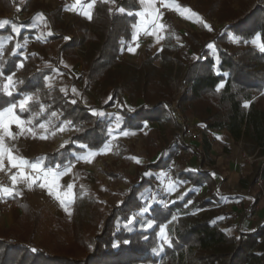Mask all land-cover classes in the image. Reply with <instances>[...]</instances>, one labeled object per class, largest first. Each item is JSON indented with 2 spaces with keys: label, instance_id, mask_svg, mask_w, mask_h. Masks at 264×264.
Instances as JSON below:
<instances>
[{
  "label": "trees",
  "instance_id": "trees-1",
  "mask_svg": "<svg viewBox=\"0 0 264 264\" xmlns=\"http://www.w3.org/2000/svg\"><path fill=\"white\" fill-rule=\"evenodd\" d=\"M232 1H207L205 12L210 17H218L223 27L210 40L215 43L213 57L208 55L211 50L206 44H201L197 37L188 34L183 37L186 44L189 47L193 44V51L201 50V54L188 63L178 61V67L174 66L169 57L170 50L158 55L164 59L163 70L158 76L155 75L157 69L152 64V58L145 60L141 67L120 60L122 47L132 42L137 12L142 9L140 0H111L110 3L99 0L91 20L77 16L69 26L63 24L62 8L59 6L47 13L53 25L51 39L60 40L66 33L80 35L78 40L72 37L66 47L75 51L74 54L69 53L73 62H78L83 56L85 83L82 78H75L70 72L76 82H73L69 92L63 94L55 90L56 93L50 95V92H46L44 80L48 74L53 73L52 69L39 70L33 66L25 68L24 65L25 73L16 79L12 95L0 90V111L6 110L26 95L39 92L38 101L29 107H33L34 111V106L39 107L37 111L40 118L53 117L52 113L55 112L61 117L60 124L65 121H71L72 125L78 124L81 132L74 137L73 144L65 146L60 152L40 158L44 168H56L57 165L62 168L76 161L73 153L85 152L86 149L78 145H87L88 150H98L108 141L107 130L113 120L109 117L113 116V109L120 114V132L142 130L147 123L168 119L166 105L173 92L169 88L170 85L174 87L173 79L177 75L182 80L183 89L187 90L179 101L182 107L206 96L216 97L217 112L220 115L218 118L207 115L205 122L208 128L226 131L234 141L245 142L250 153L259 150V154L264 156V106L261 104L264 101V70L258 67L264 64V52H259L257 47L232 51L228 45L230 34L240 39V44L247 43L249 46L255 37H259L261 44H264V0H236L240 7L235 10ZM180 4L185 9H197L187 2L181 1ZM5 20L9 23L0 29L2 38L12 36L14 26L22 30L21 36L36 30L34 17L23 22ZM199 24L205 28L202 19ZM77 48L83 52L82 56L76 53ZM61 53L63 50L55 66L65 70L61 63ZM0 60L1 71L8 76L18 71L22 59L15 53L6 52ZM92 82L99 83L103 91L107 84L108 88H112L111 100L99 107L98 111L82 103ZM154 83L160 87L159 90L153 89ZM220 84L224 87L217 90ZM257 95H260L258 99ZM126 96L144 103L132 110L126 105ZM73 100L75 103H72ZM29 110L22 115L28 118ZM93 111L98 114L92 115ZM16 112L21 113L20 109H16ZM101 112L103 116L99 115ZM176 145L162 149L159 157L138 174L140 181L134 183L124 201L102 220L101 230L91 238L88 246L91 247L85 257L78 258L69 253H56L47 248L32 246L20 240L13 233V228H9L0 234V264H163L169 260L177 264H190L193 255L201 264H264V220L251 228L249 216L244 213L233 228H224L220 225L223 219L220 214L190 217L213 203L212 197H201L195 190L207 186L210 193L214 186L211 196H216L220 185L202 168L172 166L171 160L178 151ZM180 147L186 149L187 144L182 143ZM167 169L173 171V176L179 182H190L191 186L184 195L171 199L163 206L154 199L162 190L160 174ZM259 172L264 190V163L263 169L255 172L251 181L241 177V188L254 186ZM236 195L223 193L217 197L224 202L228 198L238 199L239 195ZM174 216L178 220L169 245L161 241L159 233ZM130 218H134L132 223H129ZM149 221L153 222V226L145 229L143 225Z\"/></svg>",
  "mask_w": 264,
  "mask_h": 264
},
{
  "label": "rangeland",
  "instance_id": "rangeland-1",
  "mask_svg": "<svg viewBox=\"0 0 264 264\" xmlns=\"http://www.w3.org/2000/svg\"><path fill=\"white\" fill-rule=\"evenodd\" d=\"M181 1L187 2L192 8L197 9H185L180 4ZM207 1L208 0H177V5L173 7L177 9V16L159 17L158 25L163 24L165 27L163 29L158 27L152 36H149L148 33L141 34L146 35L147 41L143 43L140 42L141 44L138 43L137 45H141V48L137 46V52L133 50L134 53L132 55L125 54L122 50L120 55L122 63L131 62L141 67L145 60L152 58V64L157 69V71H155L157 74L155 75L158 76L159 73L162 72L164 66L162 63L164 59L158 55L164 54L166 51L170 50L169 57L173 60L175 67L179 66L178 61L188 63L192 60H196L202 51H193V44H190V47L186 44L183 37L188 34L197 37L201 44H206V47L212 45L213 47L209 48L211 52L208 55L213 57L212 53L214 52L212 51L214 50L215 43L210 40L223 27L218 17H210L205 12V9L207 10ZM232 3L234 10L240 7L236 0L232 1ZM38 6L42 7L43 4L40 5L38 0H34L29 7L33 8ZM195 13L196 16H194ZM201 19L205 28L199 24V20ZM73 20L75 19L71 18L64 20L63 24L69 26L73 23ZM39 27L42 31L40 33L42 36L44 33L49 32L48 28L44 25ZM209 27L211 30H209ZM79 36V34L78 36H74L70 33H66L60 40L51 42L43 40L42 43H40V40H38L40 38L38 37V39H32L33 41L30 43L35 44L34 46L28 43L29 47L27 48V45H24L26 53L23 54L24 58H21L23 67H18V71L14 73V87L9 90L13 91L15 89L16 79L23 77L25 73L24 65H26L25 68L33 66L39 70L44 68L52 69L53 73L47 75L50 76L51 79L47 81L44 80L46 92H50V95L55 94V90L67 94L73 82H76L75 78H82V82L85 83L84 76L86 70L82 61L83 52H81L79 48L75 49L76 53L78 52L82 57L78 62H73L71 54L69 55V53L74 54L75 51L74 49H67L66 47L68 41L73 39L72 37L78 40L77 37ZM157 36L161 37L159 41L157 40ZM138 37L132 39L130 46L133 42L138 40ZM6 41H8V38L7 40L0 41V44ZM239 41L240 39L230 34L228 37L229 48L232 51H236L238 49H246V47H257L258 51L262 52L260 50L261 42L259 37L252 39L249 46H247V43L240 44ZM13 45H16V41L11 43V47ZM130 46L129 44L124 45L122 49ZM34 47H36V49ZM139 48L140 50L138 51ZM62 50L61 62L65 70L58 69L55 66V62L58 59L57 57ZM7 52H10V48H7ZM2 53L0 48V59L4 56ZM258 67L264 70V64L261 63ZM70 72L74 74V79L71 78ZM0 73H2L1 67ZM6 78L7 76L3 73L0 75V90L5 93L6 90L3 86L6 83ZM181 81L182 80L178 79L177 75H174V87L170 85L169 88L170 91H173L172 96L170 100H168V105H166L167 109L165 108L168 119L166 118L159 122L147 123L142 130L128 131L129 135L127 137L118 134L120 132L119 128H113L112 135L115 138H112L109 136L107 130V135L109 137L108 141L105 142L100 149H86L83 154L73 153V159H76V161L71 164L72 166L69 172L62 177L50 175L47 178L48 185L51 188V195L49 194V187L39 186L40 181L33 183L31 180H22L27 188L25 198L22 197L23 201H16L17 206L9 211H2L1 205V213L3 215L17 207L22 210V213L10 226L0 228V234L4 233L9 228H13V233L20 240L32 246L47 248L51 252L56 253H69L78 258L85 257L89 251L88 249L91 247H88L91 238L101 230L102 220L114 207L124 201L126 193L133 187L134 183L140 181L138 174L144 170L145 166L159 157L162 149L174 144H177L178 151L173 155L171 160L172 166L202 168L208 171L213 177L215 176V178H218L216 180L217 185H220V191L216 193V196H211L212 191L215 190L213 185L210 193L207 191V186L195 190L201 197H212L211 200L213 203H211V206L202 209V211L195 212L190 217L194 218L202 215L207 217L220 214L223 218L220 224L221 227L233 228L241 218L236 222L233 216L228 215L230 211L227 210V202H221L217 196L223 193H239L243 196L241 198L242 206L244 207L242 211H245L244 213L249 216L248 222H251L250 227L255 228L261 221L258 217V213L264 207V190L260 172L259 174L257 173V177L259 176V178L254 186L242 189L240 184H234L230 178V164L234 162L240 165L242 167L241 177L248 178L249 181H251L255 172L263 169L264 156L259 154V150L255 153H250L245 147V142L232 141V138H230L226 131H217L208 128V124L205 122L207 115H214V117L217 118L220 115V113L217 112L216 97L206 96L198 102L193 104L189 103L187 106L184 105V107H182L179 101L185 90L183 89ZM79 84L81 85L82 83L80 82ZM106 87L107 88L103 91L99 87V83L92 82L89 86V91L82 99V103L87 107H95L98 111L100 109L99 107L108 104L111 100L112 88H108V84ZM152 87L156 89V91L160 89L155 83ZM222 88L220 87L219 90ZM26 96L32 97L25 105V111L32 109L29 110L30 116L26 118L22 113H19V115L26 121V128L31 126L35 129L36 138H33L27 131L20 134V129L13 125L12 131L15 138H5L4 144L6 149H9L11 154L17 158H24L29 162H37L41 161V157L60 152L65 146L73 144L74 137L81 132L80 126L78 124H69L65 127V131H56V134L52 135L51 133L61 126L59 122V120H61L60 115L56 114L53 117L47 115L48 118H40V113L37 111L39 107L34 106L35 111L33 107H29L30 104L34 105V103L38 101L40 97L39 92ZM259 96L260 95H257L256 99H258ZM143 103L142 100H132L129 96H126V105L132 110L139 108ZM261 104L264 106V101H262ZM189 105L191 106L190 109ZM113 111V116L109 117V119L113 120L109 125L113 123L117 116H120L118 111L115 109H113ZM43 113L44 112H42V114ZM177 113L181 115L180 120L176 118ZM29 120L31 121V125L27 124ZM41 122L46 123L48 133L47 139L39 138V136L45 132L44 129H39L37 127ZM189 128L200 131L203 136V142L199 148V152L193 160L186 163L182 159L180 151L184 149L181 148L180 145L182 143L188 145L190 139L187 135V130ZM105 147L109 149L107 152L104 151ZM87 151H97L98 154L91 158L90 162L77 159L78 156L86 155ZM245 155H249V157L252 156L253 162H247L244 159ZM137 159L140 163L136 162ZM7 164H10V160L8 155L5 154L3 158V169L6 168ZM67 166H63L62 168ZM55 169L56 168L53 170ZM173 175V171L170 169L164 170L160 174L159 179L162 190L156 198L157 200H154L161 203L163 206L167 205L171 199L184 195L191 186L190 182H179ZM169 184L173 185V190L170 193L168 191ZM69 185L73 187L69 189ZM221 188L223 190H221ZM57 196L64 200L65 203L61 204ZM151 204L152 201L150 202V205ZM65 208H67V211H65ZM252 215H255L256 218L252 219ZM177 220L178 217L174 216L166 226L162 227L165 229L170 241L172 240L173 233H175ZM163 264L177 263L169 260ZM190 264L201 263H199L195 255H193L190 259Z\"/></svg>",
  "mask_w": 264,
  "mask_h": 264
},
{
  "label": "crops",
  "instance_id": "crops-1",
  "mask_svg": "<svg viewBox=\"0 0 264 264\" xmlns=\"http://www.w3.org/2000/svg\"><path fill=\"white\" fill-rule=\"evenodd\" d=\"M32 1H34V0H0V22L6 21L5 19H12V20H15L17 22H23L24 20L30 19L33 17L36 19V25L34 26V29H36L35 32H32V33L27 32L26 34H23L21 36L20 34H21L22 30L20 29V32L18 35L16 33H14L12 36H9L6 38L5 37L2 38V36H0V41H4L5 39L7 40V38H8V41L3 43L2 44L3 46L0 47L2 52H3L2 55L6 54L7 48H10V53H15L23 59L24 58L23 54L26 53L24 45H27V48L29 47L28 43H29V45H32V46L35 45V44H30L33 41L32 39H38V37H39L40 39H38V40H40V43H42L43 40H48L49 42L54 41L51 39V35H49V33H53L52 21L47 16L48 15L47 13L49 11L55 10L56 8L61 6V8H62V13H61L62 21L67 20V19H71V18L75 19L77 16L81 17L84 20H91L93 15L97 11V5H98L99 0H80V4H77L76 0H38L40 5L43 4V6L30 8L29 6H30ZM102 1H105V0H102ZM110 1L111 0H107L108 3H110ZM160 1L166 3L169 7H174L177 5V0H174V1H172V0H154V3L151 6L148 3L142 2V0H140L142 9L137 12V18L138 19H137L136 25L132 29V33H133L132 39L137 38L139 35L145 34V33H148L149 36H152V34L155 32V30H157V28L159 27L158 19L160 17L158 15L157 3ZM90 3H93V7H91V8L88 7V5ZM31 7H32V5H31ZM86 11L91 12V19H88L84 15V12H86ZM139 12H144L146 15L141 17L138 15ZM21 13H22V15H21ZM153 13L155 15H153ZM157 17H158V19L156 21V28L153 29L152 28V20L154 18H157ZM41 25H44L49 30V32L44 33L43 36H42V34H40L42 31H41L39 26H41ZM0 33H1V31H0ZM13 41H16V45H13L11 47V43ZM17 44L20 45L19 48H17ZM129 46H130V44H129ZM131 46H132V44H131ZM131 46L128 48L124 47V49H122L125 54H131L132 55L135 52L136 47L138 45L136 47H131ZM140 46L141 45H139L138 47H140ZM34 48L36 49V47H34ZM140 48L138 49V51L140 50ZM129 49H133L134 52L129 51ZM136 52H137V50H136ZM61 60H62V57H61ZM230 138H231V136H230ZM231 140L234 141L233 139H231ZM7 166H11V165L7 164L6 167ZM230 168H231V173H229V174H230V178H231L232 182H234V184H236V185L237 184L239 185L240 179H241V174H242V167L233 162L230 164ZM51 169H54V168H51ZM214 178H215V176H214ZM217 179L218 178H215V180H217ZM24 184L25 183H23L22 180H18L15 185H13V183H12L11 186L7 187V188L12 189L14 191V195L12 197H8V196L4 195L2 192H0V197H2V198H0V228L10 226L12 224V222H14L18 218V216H20V214L22 213V210L17 207L16 209H14V210L8 212L7 214L3 215L1 213V203L7 199H14L17 202H19V200H20L22 202L23 201L22 197L25 198V192H27L26 185H24ZM0 189H2V188L0 187ZM221 190H223V189L221 188ZM26 194H28V193H26ZM234 194H236V193H234ZM238 195H239V198L236 200L231 199V198L224 200L227 202L226 203L227 204L226 206L228 208L227 210L230 211L228 213V215L233 216V219L236 222H237V220L240 219V217L245 212V211H242L243 210L242 208H244L242 205H241L242 206L241 208L238 207L239 203L242 204L241 198L243 197L241 194L237 193L236 196H238ZM258 217L261 221L264 220V207L261 209V211H259Z\"/></svg>",
  "mask_w": 264,
  "mask_h": 264
},
{
  "label": "snow or ice",
  "instance_id": "snow-or-ice-1",
  "mask_svg": "<svg viewBox=\"0 0 264 264\" xmlns=\"http://www.w3.org/2000/svg\"><path fill=\"white\" fill-rule=\"evenodd\" d=\"M105 2H107V0H105ZM142 2H146L148 3L150 6L154 3V0H142ZM77 4H80V0H76ZM89 8L93 7V3H90L88 5ZM120 11H124V9H120ZM42 15V14H41ZM84 15L88 18L91 19V12L90 11H86L84 12ZM139 16L143 17L146 14L144 12H139L138 13ZM153 15H155L153 13ZM157 18H154L152 20V28L155 29L156 28V21ZM8 21H3L0 22V28H2L4 25L8 24ZM159 27L161 29H163L165 26L163 24H160ZM209 30H211V28L209 27ZM13 32L16 33L17 35L20 32V28L19 27H13ZM49 35H51V33H49ZM161 37L157 36V40L159 41ZM3 45L0 44V47H2ZM20 45L17 44V48H19ZM213 47L212 45H209V48ZM162 50V49H161ZM260 50L262 52H264V44H261L260 46ZM129 51H133V49H129ZM18 67H23V63L21 62ZM0 75H2V73H0ZM13 75H8L6 78V83L4 84V89L6 90V94L7 95H12V91L9 90L12 87H14V81H13ZM51 77L50 76H46L45 80H50ZM219 87H224L223 84H220ZM219 90V89H217ZM73 92H75V89H73ZM32 99L31 96H25L23 99H20L17 103L12 104L10 107H8L6 110L0 111V170H3V158L5 156V154L8 155L9 160H10V165L11 168L17 169V173L13 174L11 176V180L13 182V185L16 184V182L18 180H24V181H28L31 180L33 183H36L37 181H40L39 186L40 187H49L48 185V177L54 176V177H62L63 175H65L67 172L70 171L71 169V163L67 166L61 169L60 165L56 166V169L53 170L51 168H44L43 167V163L41 161H37V162H29L28 160L24 159V158H17L15 156H13L11 154V151L9 149H6L4 141L5 138H15L14 133L12 131V126L15 125L17 128L20 129V134H23L25 131H27L29 134L32 135L33 138H36V131L33 127L28 126L27 128L25 127L26 125V121L24 119H22L21 115L16 114L15 110L17 108L20 109V112L23 113L26 109H25V105ZM72 103H75V100L72 101ZM248 105H245V107H247ZM98 113L93 111L92 115H97ZM53 116L56 115L55 112L52 113ZM100 116H103L104 113H99ZM120 120L121 118L119 116H117L115 118V120L113 121L112 124L109 125L108 128V133L109 136L112 138L113 137L112 133H113V128H119L120 125ZM28 125H31V121H27ZM71 124V121H65L64 123L61 124V126L56 129L55 131H53L51 134L55 135L56 131L59 132H63L65 131V127L67 125ZM39 129H44L45 132L39 136L40 139H47L48 138V133H47V129H46V123L45 122H41L38 126ZM119 135L125 136L127 137L129 135L128 131H123V132H119ZM78 147L81 148H85L87 149V145H78ZM109 149L107 147H105L104 151L107 152ZM98 154L97 151H87L86 155H81L78 156L77 159L79 160H83L85 162H90L91 158L95 157ZM137 163H140V161L137 159L136 160ZM25 169H31L33 172L37 173V175L35 177L31 176V175H27L25 172ZM73 186L69 185V189H71ZM173 190V185L169 184L168 185V191L169 193ZM0 192H2L4 195L8 196V197H12L14 195V191L12 189H9L7 187H4L2 189H0ZM49 194L51 195V188L49 187ZM2 198V197H0ZM57 199H60L59 196H57ZM60 203L64 204L65 201L60 199ZM150 209H146V211H148ZM65 211H67V208H65ZM134 218H130L129 219V223H132ZM145 229L147 228H151L153 226V222L149 221L148 223H146L145 225H143ZM160 239L162 240L163 243L165 244H169L171 243V241L168 238V235L165 231L164 228L160 229V233H159Z\"/></svg>",
  "mask_w": 264,
  "mask_h": 264
},
{
  "label": "built area",
  "instance_id": "built-area-1",
  "mask_svg": "<svg viewBox=\"0 0 264 264\" xmlns=\"http://www.w3.org/2000/svg\"><path fill=\"white\" fill-rule=\"evenodd\" d=\"M157 9H158V15L160 17H175L177 16L178 12L177 9L173 7H169L166 3L160 1L157 3ZM147 37L146 35H140L138 37V40L132 43V47H136L138 43L140 42H146ZM176 118L180 120L181 115L180 113L176 114ZM187 135L190 139L187 148L184 149L183 151H180L182 154V159L187 163L190 160H193V158L197 155L199 152V148L202 145L203 142V136L200 131H197L196 129L189 128L187 130ZM247 162H253L252 161V156L249 157V155H245L244 158ZM17 169L11 168V166H7L3 170H0V187H9L12 185V180L11 176L13 174L17 173ZM25 172L27 175H31L35 177L37 173L33 172L31 169H25ZM2 205V211H9L17 206V203L14 199H7L1 203ZM242 204L239 203L238 207H242ZM252 219H255V215H252Z\"/></svg>",
  "mask_w": 264,
  "mask_h": 264
}]
</instances>
